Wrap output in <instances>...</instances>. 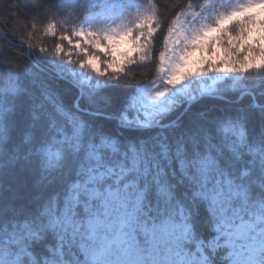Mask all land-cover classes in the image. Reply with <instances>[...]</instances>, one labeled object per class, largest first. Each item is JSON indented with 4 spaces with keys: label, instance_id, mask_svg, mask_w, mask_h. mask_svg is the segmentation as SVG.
I'll return each mask as SVG.
<instances>
[{
    "label": "snow or ice",
    "instance_id": "6c2138e0",
    "mask_svg": "<svg viewBox=\"0 0 264 264\" xmlns=\"http://www.w3.org/2000/svg\"><path fill=\"white\" fill-rule=\"evenodd\" d=\"M52 7L72 21L47 25L53 49L0 46V264H264L240 215L264 210V0H15L6 19Z\"/></svg>",
    "mask_w": 264,
    "mask_h": 264
},
{
    "label": "trees",
    "instance_id": "16d2710c",
    "mask_svg": "<svg viewBox=\"0 0 264 264\" xmlns=\"http://www.w3.org/2000/svg\"><path fill=\"white\" fill-rule=\"evenodd\" d=\"M14 3L15 0H0V26L4 29V32L1 34L2 36H0V46H6L7 37L10 36L12 39L19 37L20 42L25 43V46L31 44L33 46L32 50L36 49L37 44L46 46L51 50L61 41L58 36L49 35L45 31L47 25L55 22L58 33L70 30L72 21H65V17L69 14L66 11L58 13L55 7L30 12L23 17H18L15 21L7 20L6 16L10 6ZM62 21L65 22L62 23ZM253 198H257L255 189L253 190ZM240 215L244 218V221L253 222L256 218L264 217V210L249 203L248 206L242 207ZM239 220V218L236 219V221ZM208 235L209 233L205 232V238Z\"/></svg>",
    "mask_w": 264,
    "mask_h": 264
},
{
    "label": "rangeland",
    "instance_id": "374dc122",
    "mask_svg": "<svg viewBox=\"0 0 264 264\" xmlns=\"http://www.w3.org/2000/svg\"><path fill=\"white\" fill-rule=\"evenodd\" d=\"M249 20L251 22V31L248 33L249 37L251 39L264 37V11L258 12L255 16H250ZM261 43H264V40H262ZM235 223L239 225L241 223V220L236 221ZM248 223L255 224L256 227L258 226L257 228H264V217L256 218L253 222Z\"/></svg>",
    "mask_w": 264,
    "mask_h": 264
},
{
    "label": "water",
    "instance_id": "95a60500",
    "mask_svg": "<svg viewBox=\"0 0 264 264\" xmlns=\"http://www.w3.org/2000/svg\"><path fill=\"white\" fill-rule=\"evenodd\" d=\"M0 36H2V35L0 34Z\"/></svg>",
    "mask_w": 264,
    "mask_h": 264
}]
</instances>
